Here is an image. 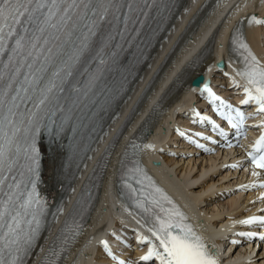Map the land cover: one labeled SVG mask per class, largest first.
Returning a JSON list of instances; mask_svg holds the SVG:
<instances>
[{"label": "snow or ice", "instance_id": "1", "mask_svg": "<svg viewBox=\"0 0 264 264\" xmlns=\"http://www.w3.org/2000/svg\"><path fill=\"white\" fill-rule=\"evenodd\" d=\"M134 2L0 0V264H18L19 253L31 245L40 226L44 204L36 191L41 157L37 136L42 129L57 135L66 127L75 132L71 122L99 79L101 66L111 54V42L116 35L123 36L117 26H126L129 16L122 17V10L127 7L132 11ZM252 21L264 23L255 17ZM240 47L247 53L246 65L238 72L246 81L247 98L241 103L255 101L259 114L264 112V65L246 43L241 41ZM204 91L213 100L220 99L207 84ZM221 104L231 109V105L223 101ZM235 111V123L232 116L220 114L239 129L246 117L238 109ZM213 127L218 128L214 122ZM219 134L225 135L223 129H219ZM247 155L254 169L264 170V133ZM21 156L24 171L19 172V179L13 175V182L5 190L6 173L20 166ZM252 175L260 173L253 171ZM156 191L161 199L171 203L160 189ZM137 206L147 214L148 231L154 237H138L140 243L149 245L141 260L155 258L159 264H218L191 226L183 223L186 218L178 209H166L155 197H145L137 201ZM241 223L264 225V217L253 216ZM260 239L264 240V236ZM102 243L111 255L107 242Z\"/></svg>", "mask_w": 264, "mask_h": 264}, {"label": "bare ground", "instance_id": "2", "mask_svg": "<svg viewBox=\"0 0 264 264\" xmlns=\"http://www.w3.org/2000/svg\"><path fill=\"white\" fill-rule=\"evenodd\" d=\"M186 1L187 3H189V5L194 4V6L190 11L189 6H184L183 9L178 10L177 16L170 25L167 35L163 38V44L159 46L160 55L156 54L155 61H158L162 57V55L167 52L168 47L172 44L173 40H175L187 20L191 17L195 6L198 4V2H200V0ZM209 1L211 6L214 7L215 5L213 0ZM234 1L235 0L222 1L216 11L209 17L208 21L201 27L199 32L191 37L188 44H183L185 40L189 38L194 28L199 24L198 21H202L204 19L207 7H204L199 11L197 16H195L189 23L184 34L180 39H178L179 41L177 40L173 44L171 50L169 51V53H171V57L166 62L162 73L151 83L150 87H147L146 92L143 94L141 99L134 104L133 102L141 92V89L149 84L151 73L155 68L154 66L152 67L149 64L144 67L145 71L140 75L134 89L130 92L133 94L132 98L127 96L124 102L123 108L124 113H128V115L126 114L127 119L123 114L115 115L114 118L110 120V126L99 137V139L97 140V144L91 151L92 153L87 156L85 162L81 165V167L77 169L75 173H68L69 165H71L75 161L76 152L78 151V148L72 138L62 144L52 146L45 145V147H42L46 156V162L44 165L45 184H43V188L53 190L55 198V195L58 193V189L53 185L64 180L68 183V197L63 202V208L58 211L57 215H55L54 217L45 216L41 219L39 218V229L29 247L25 259L21 262V264H45L50 254V249H52L55 243H57V241H59L63 235V225L59 227L60 222L67 209H69L70 205L73 203V197L84 186V176H86L90 167L94 163L96 164L98 157L100 156L104 148L108 145L110 146L101 164V174H103L104 171L105 174L103 176V184L101 185L99 202L96 210L91 214L89 219L86 218L83 225L76 232L74 241L71 244L70 248L64 251L63 256H61L56 264H70L73 256L82 247L85 241L87 242V246L83 248L82 254L86 255V259L90 264H119L116 258L121 259L124 264L134 263L133 259L136 258L137 252L135 251L134 247L130 246L131 243L129 244V242L131 241V234L128 232L126 227H130L135 230L134 237L137 241H139L138 237L140 236L149 237V239L154 240V237L148 235L150 234V232L148 231V226L142 220L131 215L130 212L125 210L122 204L118 200H116L113 188V179L115 178L117 163L123 155V151L128 140L140 128H142L143 119L145 118V121L149 118V114L147 115V113L163 89H165V91L163 90L164 92L161 95L160 106L151 112V115H153V123L155 125V131L152 134L151 138L154 136L160 137L162 139L158 144L157 141L153 138L148 141V143L144 147V150L141 152L138 158L140 161L142 160V162L145 163V166H148V170L152 175L155 174V171L160 165L172 176L171 178L180 180L182 183L183 193L192 201L195 208L190 209L187 205L182 204L180 201V196L176 194V190L170 189L162 179H158V184H160V186H149L148 183H157V181L153 178V176H145L144 174L146 173V171L144 169V171H136L137 179L139 180V183H137V189L149 198H152V193H157L160 196V193H158L156 189H160L161 191L163 189L168 194H170L174 198V201H172L167 195L166 197L171 201V203H168L164 200L163 201L167 203L169 207L178 209L179 212H181L186 218L187 224L190 226L192 219L193 223L200 229L198 235H204L208 243L212 240L214 241V245L218 248V250H212L211 252L209 251V253L216 259L218 264H222V262H224L225 264H242V262H245L243 264H261L264 261V255L262 253L258 255V252L254 254L253 247H249L247 248V250H245V245L246 243H248V241L246 237L247 232L244 231L245 226L248 224L241 223V221L249 219L253 216L257 217L264 215V208L261 209L264 205V200L260 199V195L264 197V190H261V193L257 194L260 198L258 197L256 205H254V203L249 211H246L248 209L243 211L240 210L241 207L239 208V206L241 204H239L240 202H238V198H235L236 200H233L229 206H224V208L226 207V210H224L222 207V210L226 211V214H222L221 211L218 210L219 208H216V210H214V208L211 209V214L207 213V211L203 209L204 204L207 202V200L203 199V195L205 194L204 196H206V193H208L212 189H217L218 187H216L213 183L207 186V182L204 183L207 188H200V183L198 182L203 177L206 178L208 176V173L211 174V171H213L212 169L216 168L218 165H222L224 163H232L236 165V167H233V169H237L240 166L242 168V165L237 163V161L235 160L226 161L228 154L224 157H219L218 154L211 155L208 156V159H210V161H207L208 163H210V166L208 168H206L208 164L206 166H202L200 168V175L190 177L189 172H183V174L181 173L180 177H178L179 175L177 174L176 169L178 161L175 162L174 159L170 160L166 158V156L164 160L161 159L163 147L168 146V143H165V141L168 137V133L171 130L172 124L176 126L180 125V127L182 128L181 133H185L187 129L193 130V127L188 122L189 117L187 121H183L182 123H178L177 119H184L186 118V114L189 113H192L194 115L200 113L201 106H205L210 99L214 103V106L209 111L200 114V116L209 118V121L211 123L205 120L203 122L211 129L213 128V122L217 123V120L213 118L214 110L220 112L223 109V106L219 103L218 100H213L212 97L204 96L202 93L194 94V91L196 90V87H194L190 89L189 93H187L186 95L184 94L181 103L175 105L169 110H162V107L166 105L168 101L175 97L176 92L183 83L189 85L190 83L201 80L204 68L212 62L213 59L212 56H210L212 46L209 44L197 56H195L182 67L183 62H185V60L192 54L197 45L200 43L199 39L201 34H205L207 31H209L216 25L218 20L224 16L221 30L218 35V42L214 46L213 56H215L216 60L222 58L225 61V64L228 65V68H230V70L227 71L229 75V77H227L226 79L228 80V84L221 83L220 91L222 93L214 94L216 97L220 98L219 100H223L225 98L226 94L228 93L226 90L232 84H235L237 86L241 85L244 87L246 85L242 80V76L241 78L237 76L238 72L242 71L246 65L245 56L247 55V53L243 48L240 47L241 41L248 45L249 49L258 58L261 65H264V23L258 24L252 21V17H255L257 20L264 21V0H238V2L232 7V9L227 11ZM174 67L175 71L172 76L171 69H173ZM213 68H215L214 63ZM217 77H220V75H217ZM220 78L223 81L225 77L222 76ZM171 79V83L168 84ZM221 80L216 81L219 82ZM199 89L200 88L197 89L198 92ZM109 97L113 100L116 99V86H113L109 89ZM194 99H196L197 102L200 99V101L202 100V102L198 103V105L193 106L192 102ZM187 111H189V113H187ZM195 121L200 123L195 129H198L200 134L208 135L207 132L202 131V123L200 119ZM157 149L159 150L157 151ZM213 158L215 159L212 160ZM205 159L207 158H203L204 161ZM216 159L218 161H222L223 159L224 160L222 163L220 162L216 164ZM190 170L192 171V169ZM247 171L248 169L245 168L240 173L243 177V179H241L242 184L236 187L235 191L240 189V187L245 185L247 182L249 183V185H245L243 188H241L239 193L234 192L235 195H245L247 194H244L245 190L251 192L253 188H257L261 183V181H258L256 183L254 182V180L258 176L252 175V169H249V174H246ZM145 177H147V179H145ZM209 180H211V176L209 177ZM191 185H193L192 188H190ZM254 192L258 193V191ZM260 201H262V203L258 206V202ZM104 223L107 224L104 225ZM97 226L101 228L95 229ZM243 234L245 235V238ZM230 239H233V241H230ZM225 240L226 244L230 241L229 243H232V245L235 246L230 255H228V252H226L225 254L221 252V246L225 244ZM102 241L107 242V246L111 251V255H109V251L105 249ZM204 244L206 247L208 246L206 242ZM233 246H229L228 244L226 245L228 250L233 248ZM237 248H239V250L234 256H232V253ZM46 251L47 253L43 258V255ZM94 251L96 254L95 258H93ZM224 259H226L227 261Z\"/></svg>", "mask_w": 264, "mask_h": 264}, {"label": "rangeland", "instance_id": "3", "mask_svg": "<svg viewBox=\"0 0 264 264\" xmlns=\"http://www.w3.org/2000/svg\"><path fill=\"white\" fill-rule=\"evenodd\" d=\"M263 39H264V35H263ZM227 81L228 80L223 79V81L221 80V81H219V83L220 84L221 83H227L228 84ZM183 115H185V114H183ZM186 119H188L187 118V114H186ZM176 129H178V132H180V130H181L179 126L176 127ZM181 132H182V130H181ZM175 133L176 132H173L170 135L171 141H169L168 144L171 145V146L168 145V146L163 147L164 151L161 153V155H163V156H161V159L164 160L163 157L166 156V158H168L170 160L174 159L175 162L178 161L177 166H176L177 174L179 175L178 177H180L181 173L183 174V172H186V173L189 172L190 173V177L200 175L201 174V170L199 169V167H196V165L198 163H200L202 166H206L208 164L207 166L209 167L210 163H208V162L210 161V159H208V160L205 159V161H204L203 160V158H204L203 156L199 157L198 159H196L197 158L196 155L191 156L189 154L190 149L187 148V146H189V143H186V144L182 143V140H183L182 135L176 136ZM167 152H169L171 154H169ZM176 152L179 153V155H177ZM214 159L215 158H213L212 160H214ZM223 160L222 161H218L216 159L215 163L216 164L220 163V162L222 163ZM191 161H193V162H191ZM226 161H227V159H226ZM230 161H234V160H230ZM224 164L218 165L216 168L212 169L213 171H211V174L208 173V176L206 178L203 177L201 179L202 181L200 180L201 182L200 181L198 182V183H200V188L201 187L207 188V186H209L211 183H213L216 187H218L217 189L216 188L214 190L212 189L213 191L212 190L211 191L208 190L209 192L206 193L207 197L204 196L205 194L203 195V199L207 200V202L203 206L204 207L203 209H205V211H207V213L211 214V209L214 208V210H216V208H219L218 210L221 211L222 214L223 213L226 214L225 213L226 211H223L222 207H223L224 210H226L225 208L227 206H229L230 203L233 200H236L238 198L237 200H239L238 201V202H240L239 204L242 205V206L240 205L241 208L239 206L240 210L243 211V210L248 209L246 211H249L254 203H255L254 205H256V203L258 201L257 199L259 197V195H257V194H260L261 192L255 193L254 191L250 192V191L245 190L246 191L245 193H247V194L241 195V196H240V194L235 195L234 192L239 193L241 188H243L245 185H249V183L247 182L245 185L240 187V189L235 191V188L242 184V180L241 179H243V177L241 176V174H238L237 177H236V173L231 172V170H234L233 167H227L226 166L225 169L223 170V165ZM190 169H192V171ZM221 173H224L225 176L221 177ZM210 176H211V180H209ZM228 179H229L230 182H227ZM204 183H207L206 184L207 186ZM192 187H193V185L190 186V188H192ZM248 194H249V196H248ZM225 198H229V199L228 200H224ZM242 201H243V204L241 203ZM259 205H261V204H258V206ZM224 206H226V207L224 208ZM254 207H256V206H254ZM225 244H226V240H225ZM225 244H224V246L227 245V244L226 245ZM258 255H260V253H258Z\"/></svg>", "mask_w": 264, "mask_h": 264}, {"label": "water", "instance_id": "4", "mask_svg": "<svg viewBox=\"0 0 264 264\" xmlns=\"http://www.w3.org/2000/svg\"><path fill=\"white\" fill-rule=\"evenodd\" d=\"M219 67H222L223 66V64L220 62V63H218L217 64Z\"/></svg>", "mask_w": 264, "mask_h": 264}]
</instances>
